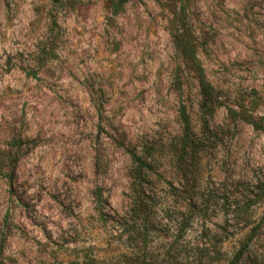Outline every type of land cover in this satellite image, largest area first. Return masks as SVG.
Here are the masks:
<instances>
[{"label":"rangeland","instance_id":"374dc122","mask_svg":"<svg viewBox=\"0 0 264 264\" xmlns=\"http://www.w3.org/2000/svg\"><path fill=\"white\" fill-rule=\"evenodd\" d=\"M263 189L264 0H0V264H264Z\"/></svg>","mask_w":264,"mask_h":264},{"label":"trees","instance_id":"16d2710c","mask_svg":"<svg viewBox=\"0 0 264 264\" xmlns=\"http://www.w3.org/2000/svg\"><path fill=\"white\" fill-rule=\"evenodd\" d=\"M202 85V94L203 101L208 100V94L210 92L209 87H205L204 83ZM204 101V103H205ZM206 104V103H205ZM180 119L183 125V133L180 138V150L182 157L190 158L194 156V153L197 152V140L195 139V134L193 131L192 123L190 121V117L185 106L181 107L180 110ZM132 161L136 166L134 171L132 172V190L135 193L134 201L137 203V206L145 205L146 198V185L148 183V171L151 168L147 161L144 160L142 156H139L137 153H132ZM261 196H264V189L261 192ZM252 235L249 236L240 250H238L234 256L228 261L227 264H243L244 254L246 247L249 246L252 241Z\"/></svg>","mask_w":264,"mask_h":264}]
</instances>
